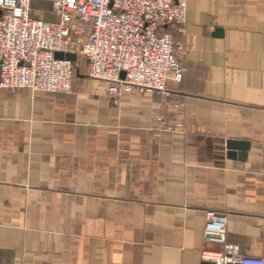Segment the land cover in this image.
<instances>
[{"label": "crops", "instance_id": "1", "mask_svg": "<svg viewBox=\"0 0 264 264\" xmlns=\"http://www.w3.org/2000/svg\"><path fill=\"white\" fill-rule=\"evenodd\" d=\"M47 2L32 16L58 20ZM174 40L165 94L79 73L68 94L0 89V264H207L211 211L264 259V0H188ZM161 114L182 131L156 138Z\"/></svg>", "mask_w": 264, "mask_h": 264}, {"label": "built area", "instance_id": "2", "mask_svg": "<svg viewBox=\"0 0 264 264\" xmlns=\"http://www.w3.org/2000/svg\"><path fill=\"white\" fill-rule=\"evenodd\" d=\"M33 1L0 0V89L72 92L78 64L57 59V53L87 60L88 77L108 83L112 98L165 94L170 77L182 82L187 52L174 32L185 31L188 0H44L58 17L53 22L32 16ZM157 121L156 138L182 131L164 114ZM227 223V215L207 213L205 240L220 249L204 250L203 261L264 264L228 243Z\"/></svg>", "mask_w": 264, "mask_h": 264}, {"label": "water", "instance_id": "3", "mask_svg": "<svg viewBox=\"0 0 264 264\" xmlns=\"http://www.w3.org/2000/svg\"><path fill=\"white\" fill-rule=\"evenodd\" d=\"M217 35L221 36L222 31H218ZM56 57L57 59L67 60L74 63L78 61V57L75 54L57 53ZM122 77L125 78V74H123ZM227 148L229 151L228 157L230 159H236L238 157L241 161H246L250 145L246 142L229 141Z\"/></svg>", "mask_w": 264, "mask_h": 264}, {"label": "rangeland", "instance_id": "4", "mask_svg": "<svg viewBox=\"0 0 264 264\" xmlns=\"http://www.w3.org/2000/svg\"><path fill=\"white\" fill-rule=\"evenodd\" d=\"M43 5L46 7V9L45 8L44 9L46 11H48V13L52 14L53 9L51 7V3L50 2H47V3H44ZM32 10H33V13L32 14L35 15L36 8H35L34 3L32 4ZM77 64L78 65L75 66V78H76V76H77L78 73L80 75H88V62H87V60H84L82 58H79L78 61H77Z\"/></svg>", "mask_w": 264, "mask_h": 264}]
</instances>
